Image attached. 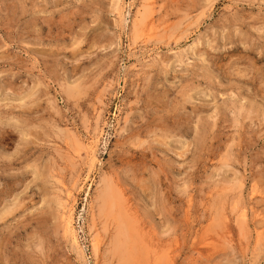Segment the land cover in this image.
Segmentation results:
<instances>
[{"label":"rangeland","instance_id":"obj_1","mask_svg":"<svg viewBox=\"0 0 264 264\" xmlns=\"http://www.w3.org/2000/svg\"><path fill=\"white\" fill-rule=\"evenodd\" d=\"M0 264H264V0H0Z\"/></svg>","mask_w":264,"mask_h":264},{"label":"bare ground","instance_id":"obj_2","mask_svg":"<svg viewBox=\"0 0 264 264\" xmlns=\"http://www.w3.org/2000/svg\"><path fill=\"white\" fill-rule=\"evenodd\" d=\"M76 89H78L77 87H76ZM73 90H75V88H71V90H69V92H70V95H72V93H73ZM77 91V90H76ZM111 201V200H110ZM107 210V209H106ZM11 211V210H10ZM10 211H9V213H10ZM8 215V214H7ZM2 218V217H1ZM123 244V243H122Z\"/></svg>","mask_w":264,"mask_h":264}]
</instances>
